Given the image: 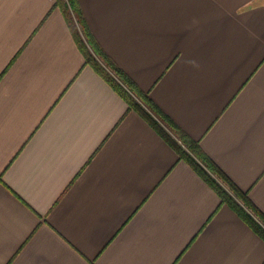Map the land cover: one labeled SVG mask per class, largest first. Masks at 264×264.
<instances>
[{
  "label": "crops",
  "instance_id": "0c3cea01",
  "mask_svg": "<svg viewBox=\"0 0 264 264\" xmlns=\"http://www.w3.org/2000/svg\"><path fill=\"white\" fill-rule=\"evenodd\" d=\"M78 1L264 212V0ZM54 2L0 0V264H264V239L84 63Z\"/></svg>",
  "mask_w": 264,
  "mask_h": 264
},
{
  "label": "trees",
  "instance_id": "16d2710c",
  "mask_svg": "<svg viewBox=\"0 0 264 264\" xmlns=\"http://www.w3.org/2000/svg\"><path fill=\"white\" fill-rule=\"evenodd\" d=\"M76 44L90 65L264 239V212L106 53L92 34L78 0H55Z\"/></svg>",
  "mask_w": 264,
  "mask_h": 264
}]
</instances>
